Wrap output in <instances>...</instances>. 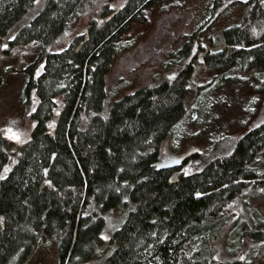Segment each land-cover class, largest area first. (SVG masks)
Wrapping results in <instances>:
<instances>
[{"label": "trees", "instance_id": "obj_1", "mask_svg": "<svg viewBox=\"0 0 264 264\" xmlns=\"http://www.w3.org/2000/svg\"><path fill=\"white\" fill-rule=\"evenodd\" d=\"M35 1L0 0V42ZM93 3L42 0L11 40L37 55L21 91L29 137L18 144L0 132V264H24L40 231L59 236V264H250L218 259L216 245L225 227L228 237L250 234L242 244L264 236V216L251 220L261 211L249 203L264 194V0H204L178 73L124 94L106 113L105 75L125 27L177 0H105L67 40ZM233 3L240 18L209 49L201 34ZM167 140L176 150L204 140V151L182 159L205 162L187 172L179 161L160 164ZM114 208L125 217L105 240ZM256 248L264 258V241Z\"/></svg>", "mask_w": 264, "mask_h": 264}, {"label": "rangeland", "instance_id": "obj_2", "mask_svg": "<svg viewBox=\"0 0 264 264\" xmlns=\"http://www.w3.org/2000/svg\"><path fill=\"white\" fill-rule=\"evenodd\" d=\"M103 1L105 0H94L93 4L88 5L76 16L70 26L67 40L85 28L87 21L94 16V10ZM203 2L204 0H177V4L166 8L157 6L149 13L147 21L136 19L125 27L121 39L123 46L114 55L111 67L105 75V113L124 94L143 85L173 78L178 73L184 64L180 60L183 55L181 47L202 16ZM41 5L42 0H36L31 10L8 30L0 42V132L18 144L28 139L33 127V120L26 109L21 91L25 81V66L34 60L37 53L33 44H17L11 40L21 24L30 20L29 17L35 16ZM242 8L237 3L227 7L211 28L201 34V41L209 49L217 48L216 45L210 44L219 39L226 27L238 21ZM193 50L194 48L189 52V56ZM189 56L186 57L187 60ZM190 61L196 64L200 71L203 70V66L197 63L198 59L192 57ZM261 117H264V114H261ZM163 144L160 164L172 165L179 161L183 164L182 169L187 172L199 169L205 162V158L198 155L187 161L182 159L190 153L204 151V140L186 141L177 150L170 147L169 140ZM249 203L261 211L251 212V220L264 216V194L250 197ZM125 213L126 210L122 208H114L111 211L103 231L105 240L123 221ZM239 233L235 231L228 237L229 228L222 229L216 245L217 258L231 260L235 257L245 260L247 257L250 264H264L263 256L255 259V249H259L264 236L262 241L253 238L245 240L242 244V237L250 234H246L245 230H240ZM59 240V236L49 237L40 231L24 264H59Z\"/></svg>", "mask_w": 264, "mask_h": 264}, {"label": "flooded vegetation", "instance_id": "obj_3", "mask_svg": "<svg viewBox=\"0 0 264 264\" xmlns=\"http://www.w3.org/2000/svg\"><path fill=\"white\" fill-rule=\"evenodd\" d=\"M4 176H5V172H2V173L0 174V179H1V178H4Z\"/></svg>", "mask_w": 264, "mask_h": 264}]
</instances>
